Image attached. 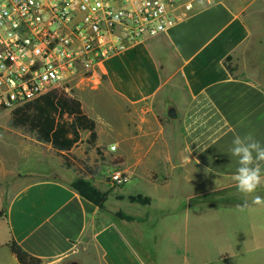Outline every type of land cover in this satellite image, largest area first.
Here are the masks:
<instances>
[{
	"label": "crops",
	"instance_id": "1",
	"mask_svg": "<svg viewBox=\"0 0 264 264\" xmlns=\"http://www.w3.org/2000/svg\"><path fill=\"white\" fill-rule=\"evenodd\" d=\"M100 75L102 83L77 98L96 122L97 145L119 151L126 185L183 188L191 175L200 184L208 177L229 182L238 167L229 153L234 136L252 132L264 145V0L197 7L166 33L106 61ZM100 96L119 103V124H105L95 112ZM168 103L178 118L165 115ZM106 129L110 141L101 140ZM18 138L19 163L12 173L0 166V184L17 188L0 218V264H19L7 247L11 238L45 264H148L135 243L136 231L143 237L136 221L116 217L121 211L143 218L146 210L130 202L125 211L108 210V200L101 212L71 187L76 173L63 168L50 145ZM235 256L200 264H226Z\"/></svg>",
	"mask_w": 264,
	"mask_h": 264
},
{
	"label": "built area",
	"instance_id": "2",
	"mask_svg": "<svg viewBox=\"0 0 264 264\" xmlns=\"http://www.w3.org/2000/svg\"><path fill=\"white\" fill-rule=\"evenodd\" d=\"M227 1L0 0V113L75 80L99 85L109 59ZM112 181L129 180L116 172Z\"/></svg>",
	"mask_w": 264,
	"mask_h": 264
},
{
	"label": "rangeland",
	"instance_id": "3",
	"mask_svg": "<svg viewBox=\"0 0 264 264\" xmlns=\"http://www.w3.org/2000/svg\"><path fill=\"white\" fill-rule=\"evenodd\" d=\"M89 86L95 88L96 84L75 80L68 89L63 88L77 98L79 92L90 89ZM93 101L95 112L105 124L121 122L119 103L107 96ZM10 121L11 111L0 113V166L6 173H12L19 163L14 158V139L20 137L18 141L21 142L35 139L32 134L12 128ZM87 138L88 135L84 134L83 142L72 153L99 169L97 176L87 179L101 192H110V205L106 209L111 210L109 208L114 206L125 211L130 203L126 200L118 203L117 197L127 196L126 193L139 194L153 201L152 206L138 207L147 213L142 221L135 223L143 237L139 231L134 235L135 243L143 249L148 264H200L208 259L235 254L237 256L226 264H264V206L253 203L254 196L264 197V186L256 193L245 196L238 191L234 180L219 182L208 177L207 183L200 184L194 175L190 176L189 185L183 188H178L176 184L155 187L148 182L134 190L132 182L118 186L112 181V176L121 171L119 151L111 153L110 148H104L102 156L94 150L86 151ZM101 140H111L107 129L105 133L101 132ZM157 178L158 174H153V181ZM16 190L14 186L0 184V218L4 216L8 200ZM197 191L204 195L183 199L185 194H197ZM245 202L247 209L239 211L238 206ZM188 208L189 214H184L183 211Z\"/></svg>",
	"mask_w": 264,
	"mask_h": 264
},
{
	"label": "trees",
	"instance_id": "4",
	"mask_svg": "<svg viewBox=\"0 0 264 264\" xmlns=\"http://www.w3.org/2000/svg\"><path fill=\"white\" fill-rule=\"evenodd\" d=\"M229 61L230 58H227L225 66L232 73ZM10 124L14 129L32 134L37 142L50 145L63 159V168L73 170L77 174L71 187L84 199L97 206L101 212L105 211V205L111 196L110 192H101L87 179L97 176L99 169L89 165L86 159H80L72 153L73 149L83 142L84 134L88 135L86 151L94 150L97 155L102 156L101 151L104 149L97 145L96 122L87 115L78 98L67 93L64 88L54 89L11 111ZM117 199L142 206L151 205V198L142 195L120 196ZM116 217L127 222L143 220L121 211L116 213ZM7 247L19 264H45L43 259L26 252L13 238L8 242Z\"/></svg>",
	"mask_w": 264,
	"mask_h": 264
},
{
	"label": "clouds",
	"instance_id": "5",
	"mask_svg": "<svg viewBox=\"0 0 264 264\" xmlns=\"http://www.w3.org/2000/svg\"><path fill=\"white\" fill-rule=\"evenodd\" d=\"M231 157L236 158L238 167L233 176L238 191L245 195L256 193L264 186V145L255 138L252 132L241 136L235 135L232 147L229 149ZM253 203L264 206V197L254 196ZM248 205H239V211L244 212Z\"/></svg>",
	"mask_w": 264,
	"mask_h": 264
},
{
	"label": "water",
	"instance_id": "6",
	"mask_svg": "<svg viewBox=\"0 0 264 264\" xmlns=\"http://www.w3.org/2000/svg\"><path fill=\"white\" fill-rule=\"evenodd\" d=\"M165 115H166L168 118H171V119H176V118H178L179 113H178V110H177L176 105L173 104V103H168V104L166 105V108H165Z\"/></svg>",
	"mask_w": 264,
	"mask_h": 264
}]
</instances>
